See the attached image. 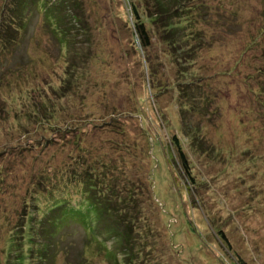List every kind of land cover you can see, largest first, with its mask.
<instances>
[{
	"label": "rangeland",
	"instance_id": "1",
	"mask_svg": "<svg viewBox=\"0 0 264 264\" xmlns=\"http://www.w3.org/2000/svg\"><path fill=\"white\" fill-rule=\"evenodd\" d=\"M176 5L175 45L151 29L146 51L128 0H65L67 41L35 6L1 28L0 245L18 214L33 235L23 263L0 252L4 264H77L83 249L87 264H116L84 242L92 213L73 169L100 190L134 184L143 217L127 260L104 237L117 264H264V0ZM48 196L67 199L48 212L54 228L38 222Z\"/></svg>",
	"mask_w": 264,
	"mask_h": 264
},
{
	"label": "trees",
	"instance_id": "2",
	"mask_svg": "<svg viewBox=\"0 0 264 264\" xmlns=\"http://www.w3.org/2000/svg\"><path fill=\"white\" fill-rule=\"evenodd\" d=\"M128 1L131 7V13L133 15V31L143 51H146V48L150 45L149 30L151 29L152 31L159 33L161 36H164L163 40L168 41L170 39V45L172 44L171 46L175 45L174 41L176 40L178 33L176 32L177 26H175L173 22V17L174 12L176 13L175 9L178 7V5L171 7V2L173 0H142V6L146 11V17L151 24V29L148 28L145 19L140 14L139 6L135 4L133 0ZM64 2L65 0H61L58 3H53V1L49 0H10V3L7 4V0H5L2 6L3 9L0 13V31L2 27L6 26V24H15L16 28H19L18 23L26 24V18L29 17L30 13H32V11L35 9L32 7L35 6L37 8L36 10L40 9L44 11V15H46L48 21L53 23V26L56 25L59 27L58 31H60L58 33H60V35L58 36L57 33H54L55 36L62 38L63 41H67L66 34L69 35V29L66 28L67 33L64 34L65 29H63L64 26L61 25L64 18L61 17L60 13V9L64 5ZM5 3L7 4L6 8H4ZM1 37H4V35ZM3 42L6 43V40ZM180 46H182V49L184 50V45L181 44ZM186 51L188 54L193 51L191 44L186 45ZM167 52H170V50ZM161 80L162 79L159 81ZM184 82L186 83V81H182V83ZM173 139L177 149L178 160L180 161L182 169L187 173L189 172V165L186 154L183 151L180 141L176 138V134L173 135ZM81 163H84V165L87 166L85 162ZM85 168L86 167L83 169ZM70 175L82 183V185L85 184L83 188L87 197L83 198L80 202L85 204L86 208L92 213L90 217L85 216L84 219L81 218L84 220V226L88 225V222H91L92 224L91 226H86V229L84 228L85 232L83 237L84 242L87 244L86 246L90 247L91 253H99L104 258L116 262L117 264V252L107 246L104 237H107L106 234H112L115 237V243L119 244L120 250L125 248H128L129 250L131 249V238H134V223L143 217L140 215L143 206L135 193L134 184H130L131 179H128L125 175L115 176L117 177L115 186L113 183L107 182L105 183L106 188L104 186V190H100L94 186V183L90 182L91 177L89 176L90 174L86 169L79 173L73 169L70 172ZM4 176V173L0 174V179H4ZM47 191L52 192L54 190L50 188ZM48 200L49 201H46L44 204V207L40 209V214L38 213V222L48 223L51 228H54L56 222L53 220L54 217H50L48 215V212L58 207L60 202H67V199L65 197L58 196L55 198L49 197ZM25 203H27V200H25ZM31 223V221L26 222V217L25 219L23 217L19 219V214L15 220L8 219L6 222H4L3 225L6 229L4 234V242L0 245V252L5 253L6 257L11 252H17L15 257H17L20 263H23L25 258V251L22 250V244L24 243L23 240L28 237L33 238V235L29 231H25V227L26 225L29 227ZM99 226H101L104 230V232L101 234V237L99 236V232H96V229L97 227L99 229ZM53 232L55 231L48 230V233L50 234H53ZM18 235L20 236V240L19 238L17 240ZM18 245H20L19 250H16L18 249ZM44 245L45 247H48V244ZM42 251L43 249L41 248L38 251L40 252V257ZM84 252L85 251L83 249L81 250V253H79L77 264H87L85 261L87 256ZM123 253L125 255L124 259L127 260L126 255H129V253L127 251ZM241 263L248 264L244 261H241ZM0 264H4V262L0 260Z\"/></svg>",
	"mask_w": 264,
	"mask_h": 264
}]
</instances>
